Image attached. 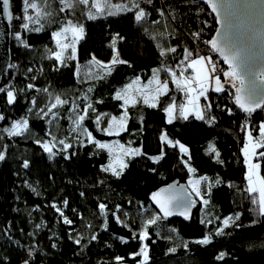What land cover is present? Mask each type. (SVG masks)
<instances>
[{"label":"trees","instance_id":"1","mask_svg":"<svg viewBox=\"0 0 264 264\" xmlns=\"http://www.w3.org/2000/svg\"><path fill=\"white\" fill-rule=\"evenodd\" d=\"M27 2L11 0L12 32L22 38L12 40L11 69L2 82L9 86L0 92V264H142L143 246L145 264H264V206L259 193L248 189L241 158L246 132H239L251 122L256 128L250 132L258 136L264 110L228 114L223 99H236L238 91L228 81V67L223 90L210 93L220 111L205 99L201 120L180 116L184 93L173 81L155 105L140 100L124 110L116 99L136 79L179 77L180 65L209 55L217 29L209 8L196 0H133L127 12L83 17L77 60L60 63L53 56L54 34L63 14L26 29ZM115 50L119 60L108 73L90 81L77 74L78 67L112 62ZM87 89L92 107L83 125L93 139L142 148L141 156L127 158L120 176L106 170L105 148L87 138L72 140L69 117ZM173 104L178 111L168 121ZM122 116L125 130L107 134L109 120ZM17 124L22 128L12 133ZM164 133L187 146L189 156L164 142ZM258 153L264 180V145ZM189 166L208 183L205 210L200 200L190 219L166 221L150 197L174 180L187 183Z\"/></svg>","mask_w":264,"mask_h":264},{"label":"rangeland","instance_id":"2","mask_svg":"<svg viewBox=\"0 0 264 264\" xmlns=\"http://www.w3.org/2000/svg\"><path fill=\"white\" fill-rule=\"evenodd\" d=\"M56 0H46L43 5L40 0H29L25 5V24L26 29L33 26L40 27L45 22L50 23L57 19L59 14H63L65 19L64 24L54 34L55 51L53 56L58 61L64 62L66 59H76L78 44L83 39L84 29L81 23L83 17L87 19H97L101 17L117 15L129 11L130 4L127 0H57L59 6L56 7L54 2ZM119 60L118 54L115 50L112 62L100 63L95 62L86 67H78L77 74L80 73L85 81L94 80L97 74H106L109 72L112 65ZM209 60V57L207 58ZM190 61V62H189ZM188 65H180L179 70L182 76L178 77L175 74H170V81L168 84L162 83V77L158 76L146 85H143L140 79H136L122 88L116 95V99L122 101V108L127 109L128 106L136 104L138 101H143L148 105H155L162 94L169 91L171 81L179 86L184 93V102L180 107V116L183 118L194 117L197 120L204 118L203 100L205 99L207 90L214 89L216 91L223 90L222 78H216L211 81L209 70H207L205 61L201 57L190 58ZM192 72H190V70ZM101 70V71H100ZM182 86H180V82ZM228 81L234 87L238 88V82L231 75L228 76ZM212 86V87H211ZM210 93L207 95L209 99ZM139 99V100H138ZM208 101V100H207ZM209 103V102H208ZM210 105V104H209ZM92 101L90 98V89L82 96L79 103H77L69 117L70 125L73 128V141L87 138L90 142L96 143L97 146L105 148L110 156V162L106 170L115 176H120L125 170L128 159L139 157L143 154L141 147H129L123 145L120 141L113 140L107 143L95 141L85 128L84 118L87 117ZM178 111V107L173 104L167 110L168 121H173ZM102 116H98L96 121L101 122ZM126 119L125 116L120 118H113L109 120L107 134H120L125 130ZM99 124V123H98ZM101 125V124H99ZM22 128L17 124L12 129V133H17ZM248 131L245 134L244 145L241 149V158L245 168V178L247 185L252 192H258L260 199L264 201V180L260 174V162L257 161L259 157V150L263 147L264 142L255 139V137ZM260 134V131H259ZM163 141L170 146H176L179 151L189 156L187 146L179 141L171 140L166 133L163 135ZM62 141L55 143L56 147H60ZM45 150L50 151L51 147L48 143L43 142ZM71 145V144H68ZM162 156L156 157L154 160L159 161ZM128 158V159H127ZM191 178L187 184L192 193L201 200L202 210H205L206 204L204 196L208 190V183L200 176H195V171L190 167ZM263 206V205H262ZM228 222L226 221L225 224ZM143 263L147 261V250L143 246L140 250Z\"/></svg>","mask_w":264,"mask_h":264},{"label":"water","instance_id":"3","mask_svg":"<svg viewBox=\"0 0 264 264\" xmlns=\"http://www.w3.org/2000/svg\"><path fill=\"white\" fill-rule=\"evenodd\" d=\"M196 1L206 5L216 21L210 48L238 82L237 108L251 114L261 111L264 106V0ZM14 21L11 0H0V89L11 69ZM7 99L12 103L15 93L9 92ZM1 111L0 106V115ZM150 203L166 221L190 219L201 206L188 184L178 179L155 190Z\"/></svg>","mask_w":264,"mask_h":264},{"label":"built area","instance_id":"4","mask_svg":"<svg viewBox=\"0 0 264 264\" xmlns=\"http://www.w3.org/2000/svg\"><path fill=\"white\" fill-rule=\"evenodd\" d=\"M155 1H159L160 2L162 0H155ZM21 38H22V34L21 33H17V34L13 35V39L19 40ZM198 39H199V37L197 38V40ZM196 47L200 48V44L198 42H196ZM202 57H205V58L209 57L208 70H209V74H210V77H211V81H213L216 78L217 79L218 78H222V75H223V73L225 71V66H224L223 61L218 56H216L213 52H211L209 55H202ZM168 81H170V79L169 80H164L162 83L165 84V83H168ZM8 86L9 85H2V87L0 89V92H4V91L8 90L7 89ZM212 88H211V90H212ZM211 92H214V91H210V93ZM207 100H208L212 110L220 111V103H219L218 100H216V99L214 100L210 96H209V99H207ZM183 101H184V99H183ZM223 101L228 103V105L225 106V107L229 108V113L228 114L235 116L237 114V112L240 111L237 108L236 99L234 98V95L232 96L231 94H229L228 97H224ZM232 101H234V103ZM225 107L223 109H225ZM262 110H264V106H263ZM240 112H242V111H240ZM243 113L244 114H251V113H245V112H243ZM0 119H4V117L2 115H0ZM250 127L251 128H256V126H254V125L252 126L251 125V122H247V123H245L244 126H242V128H241V130L239 132L240 133L241 132H247L248 129H250ZM263 129H264V123H261L259 125V131H261ZM27 261L30 262L29 260H27Z\"/></svg>","mask_w":264,"mask_h":264},{"label":"crops","instance_id":"5","mask_svg":"<svg viewBox=\"0 0 264 264\" xmlns=\"http://www.w3.org/2000/svg\"><path fill=\"white\" fill-rule=\"evenodd\" d=\"M128 2H129V4H130V8H131V4H132V2H133V0H127ZM134 8V7H133ZM139 16H140V18H142L143 17V12H141L140 14H139ZM201 58H203L204 59V61H205V64H206V67H207V70H208V63H209V60H207V58H205V57H201ZM187 61H189V60H187ZM190 62V61H189ZM189 62H187L186 64L188 65V63ZM190 70V72H192V70L191 69H189ZM181 76H182V74H181ZM180 76V77H181ZM209 76H210V74H209ZM179 82H180V86H182V83H181V81L179 80ZM143 85H146L147 83H142ZM182 88H183V86H182ZM210 91H215V92H218V91H216L215 90V88L214 89H209V90H207V93H206V96H205V99L207 98V95H208V93H210ZM221 92V91H220ZM204 99V100H205ZM139 100V99H138ZM255 137V139H259V140H261V142H264V129L263 130H261L260 131V134L258 135V136H254ZM248 189H249V187H248ZM249 191H250V189H249ZM250 192H252V191H250ZM261 203H262V205L264 206V201H262L261 200Z\"/></svg>","mask_w":264,"mask_h":264}]
</instances>
